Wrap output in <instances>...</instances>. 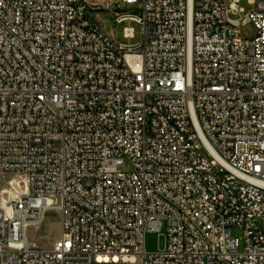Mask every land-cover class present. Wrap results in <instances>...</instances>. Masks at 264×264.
Listing matches in <instances>:
<instances>
[{"label": "built area", "instance_id": "1", "mask_svg": "<svg viewBox=\"0 0 264 264\" xmlns=\"http://www.w3.org/2000/svg\"><path fill=\"white\" fill-rule=\"evenodd\" d=\"M122 1L0 0V264H264V0Z\"/></svg>", "mask_w": 264, "mask_h": 264}, {"label": "rangeland", "instance_id": "2", "mask_svg": "<svg viewBox=\"0 0 264 264\" xmlns=\"http://www.w3.org/2000/svg\"><path fill=\"white\" fill-rule=\"evenodd\" d=\"M88 4L101 6L102 9L97 10L94 15L104 31L109 34L116 43L134 44L142 39V27L134 21H125L122 23H117L114 20V8L119 7L121 12L126 14H134L141 16L142 7L135 4H127L122 0H85ZM241 6L246 10L250 8L248 0H240ZM132 28L135 33V37L132 39H127L124 37L125 28ZM242 35L244 38H253L255 35V30L251 24H246L242 26ZM61 144L59 141L52 142V149L54 151L59 150ZM123 170H129L130 166L127 162L124 163ZM11 179V176L7 173L0 172V190L7 188V181ZM146 231L144 235V247L147 252H156L164 247L165 237L163 233ZM233 236L242 237V231L236 228L231 230ZM28 236L31 241L36 242L39 245L51 247L55 242L60 239L61 236V218L60 214L54 210H49L43 223L39 227H31L28 231Z\"/></svg>", "mask_w": 264, "mask_h": 264}, {"label": "bare ground", "instance_id": "3", "mask_svg": "<svg viewBox=\"0 0 264 264\" xmlns=\"http://www.w3.org/2000/svg\"><path fill=\"white\" fill-rule=\"evenodd\" d=\"M18 179H11V185H13V187H16L18 185ZM1 193V190H0Z\"/></svg>", "mask_w": 264, "mask_h": 264}]
</instances>
